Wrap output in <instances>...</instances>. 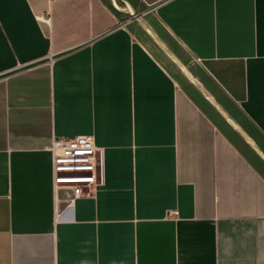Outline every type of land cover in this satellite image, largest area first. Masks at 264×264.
<instances>
[{"label": "crops", "instance_id": "crops-1", "mask_svg": "<svg viewBox=\"0 0 264 264\" xmlns=\"http://www.w3.org/2000/svg\"><path fill=\"white\" fill-rule=\"evenodd\" d=\"M0 264H264V0H0Z\"/></svg>", "mask_w": 264, "mask_h": 264}, {"label": "built area", "instance_id": "built-area-1", "mask_svg": "<svg viewBox=\"0 0 264 264\" xmlns=\"http://www.w3.org/2000/svg\"><path fill=\"white\" fill-rule=\"evenodd\" d=\"M56 189H70L74 197L86 194L104 181V150L94 135L59 137L50 146Z\"/></svg>", "mask_w": 264, "mask_h": 264}]
</instances>
